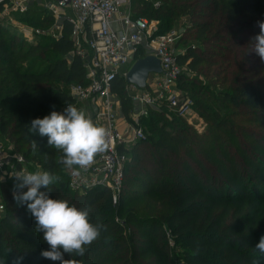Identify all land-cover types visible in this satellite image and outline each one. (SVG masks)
Here are the masks:
<instances>
[{"label":"trees","instance_id":"16d2710c","mask_svg":"<svg viewBox=\"0 0 264 264\" xmlns=\"http://www.w3.org/2000/svg\"><path fill=\"white\" fill-rule=\"evenodd\" d=\"M6 2L0 4V13ZM135 2L138 7L131 10L133 17L157 22L156 35L169 33L164 20L189 19L183 38L191 44L177 54V62L187 73L210 80L208 87L215 95L205 92L201 82H186L178 88L210 126L218 148L209 152L198 145L193 149L192 137L177 126L175 131L157 130L156 123L150 122L160 118L162 111L150 110L140 125L148 118L146 126L154 137L147 135L135 144H149L159 169L151 172L139 163L127 162L118 203H105V210L96 207L110 199L105 191L95 189L84 195L69 191L62 153L28 127L32 119L52 110L63 111L67 103L75 106L68 88L86 85V72L73 55L66 23L56 40L15 43L17 47H10V37L0 25V139L12 141L16 149L25 147L20 154L59 177L50 186L52 198L96 210L92 223L102 226L99 237L85 246L83 256L65 253V260L176 264L167 248L166 227L189 264H264V254L255 250L264 236V126L260 131L237 127L209 106L217 103L264 125V61L251 52L250 42L259 34L257 22L264 20V0H160L157 8L148 0ZM33 13L39 18L35 22L30 17L34 27L52 26L53 17L45 15L46 11L27 9L23 15ZM125 88L121 79L111 85L120 100L121 114L129 121L134 106ZM135 151L134 145L128 158ZM0 188L5 206L0 248L12 245L7 254L0 252V264H59L40 256L49 247L42 233L35 232L26 207L12 199L10 187Z\"/></svg>","mask_w":264,"mask_h":264},{"label":"built area","instance_id":"2783aa9c","mask_svg":"<svg viewBox=\"0 0 264 264\" xmlns=\"http://www.w3.org/2000/svg\"><path fill=\"white\" fill-rule=\"evenodd\" d=\"M16 0L19 13L27 10L29 2ZM150 1V0H148ZM53 16L69 13L64 21L70 27L73 55L77 56L86 72V85H72L69 95L78 103L94 108L95 119L107 130L106 148L94 157L79 174L69 172L66 184L69 191L84 195L91 190H103L117 205L123 186L128 152L135 143L144 140L141 119L150 110L163 107L185 114L192 102L179 97L177 85L182 68L177 62V35L174 32L156 35V22L134 18L131 0H50ZM154 8L158 3L153 4ZM152 56L160 62L161 73L151 74L147 86L138 90L126 85V92L134 106L126 121L121 114L119 98L112 93L111 85L121 79L140 58ZM25 159L12 152L0 153V186L10 187L13 199L14 182L10 175L23 174ZM26 190V189H24ZM5 206L0 200V219Z\"/></svg>","mask_w":264,"mask_h":264},{"label":"clouds","instance_id":"9594fccd","mask_svg":"<svg viewBox=\"0 0 264 264\" xmlns=\"http://www.w3.org/2000/svg\"><path fill=\"white\" fill-rule=\"evenodd\" d=\"M257 26L260 31L250 41L251 52L264 61V20L258 21ZM28 127L34 135L46 137L47 146L62 153L61 162L72 169L74 175L79 174L80 168L91 165L95 155L106 148V128L94 124L84 111L71 103H67L63 111L52 110L43 118L32 119ZM33 144L36 145L34 140ZM10 176L18 181L13 186V200L26 207L34 220L35 232L42 233L43 241L49 246L40 252V256L59 264H76L72 259L65 260L64 254L75 252L83 256L85 246L100 235L102 226L90 221V208L52 198L50 186L55 185L59 177L47 170ZM255 250L264 254V236L255 245Z\"/></svg>","mask_w":264,"mask_h":264},{"label":"rangeland","instance_id":"374dc122","mask_svg":"<svg viewBox=\"0 0 264 264\" xmlns=\"http://www.w3.org/2000/svg\"><path fill=\"white\" fill-rule=\"evenodd\" d=\"M15 1L16 0H8L6 2V5L3 6L2 12L0 13V25L2 27H5V32H7L8 37H10V47L14 46H22L24 43L25 45H30L31 43H34L35 41H43V39L47 40H56L60 35H61V27L60 25L56 24V21L54 18H52L53 23L50 28H36L34 27L35 25L30 24V17L33 18V20L36 22V19L38 21V15L29 14V15H23V13H19L15 7ZM137 0H131V10L134 8H137L138 4L135 2ZM160 0H150V2L153 3H159ZM45 3L50 6V1L45 0ZM51 11L52 8L48 10V12L45 15H50L51 16ZM162 23H166L167 28L166 31L169 33L174 32L177 35L178 41L176 44V51L177 54L183 53L185 50V46L191 44V41L186 40L183 38V34L185 33L187 27L189 26V19L186 17H180L176 18L173 20H164ZM157 25V22L155 23ZM12 43V44H11ZM16 43V45H15ZM25 50V49H24ZM264 64V63H263ZM182 68V77L179 80L178 85H183L186 82L187 83H194L197 85L198 83H202L201 86H203L202 89L206 90L205 92H208L209 94L212 93L215 95L214 90L210 91V88L208 87V83L210 80H206V78L202 75L197 76V75H191L186 72V69ZM177 85V93H179V97H186L181 90L178 88L179 86ZM127 95L131 94L127 90ZM129 96V95H128ZM208 99V98H206ZM205 103H209L208 100H205ZM193 105V104H192ZM190 106L188 111L183 114V115H178L174 110H171L167 107H163L161 109L162 116L158 118L155 122L154 121H148L147 119L142 120V124L140 125L141 129H143L144 133V139L147 137V135H151L154 137V133L149 134L148 129H147V124L150 123H156V129L159 130H164L167 132L170 131H175L174 126H177V128H180L184 131V133H188L190 137H192V140L194 142L193 149H197L198 145L201 147L203 150L207 151H213L218 148V145L214 144L212 141V130L210 129V126L205 122V120L198 115L196 112L194 106ZM213 108L214 111H217L225 120L232 122L235 126L237 127H243V128H248L251 131H260L263 125V122H258L255 124L253 123V120H250L249 117L246 115H242L241 113H233L231 112L228 108H224L222 106H218V104H209V106ZM78 109L84 111L88 117L91 118L94 124L99 125V122L95 119V111L94 108L90 106H86L85 104L78 103L75 105ZM64 107H61L63 109ZM176 128V129H177ZM241 141H244L241 139ZM227 143V140H225ZM245 142V141H244ZM135 145V153L133 157L129 156L128 159V164L130 165H135L136 163H139V167L144 168V169H150L149 171L153 172L156 170L157 167V160H155V157H153V152L152 148L149 146L148 143L146 142H141ZM16 145L12 141H8L5 139H0V153H16L20 156H22L25 159V164L22 167V170L24 171H37V170H42L40 166H38L36 163L32 162L28 157H24V155L20 154V152H25L26 148H21V149H16ZM132 153V151H131ZM130 153V154H131ZM64 170L63 173H65V179L67 177V174L72 171V169L67 168L64 165ZM159 169V168H158ZM128 174V172H127ZM16 183V182H14ZM13 183V185H14ZM6 188V186H4ZM0 193H1V188H0ZM1 196V194H0ZM110 197V196H108ZM68 199V197H67ZM1 200V198H0ZM106 204H111L112 199H104L101 203H99L96 207L103 209L104 205ZM97 208V209H98ZM99 209V210H101ZM106 207H104V210ZM111 209V207H110ZM98 210V211H99ZM96 217V210H93L90 212V221ZM28 219H32L34 222L33 218L31 217L30 213L28 215ZM119 220L117 219V222ZM164 235L165 239L167 242V248L170 253V257L173 258L176 261V264H189L183 256H181V252L184 251L183 249L176 248L173 242V238L171 234L168 232L167 228L164 227ZM11 236V235H10ZM12 247V245H4L0 248L1 254L5 255L7 254L8 250Z\"/></svg>","mask_w":264,"mask_h":264},{"label":"water","instance_id":"95a60500","mask_svg":"<svg viewBox=\"0 0 264 264\" xmlns=\"http://www.w3.org/2000/svg\"><path fill=\"white\" fill-rule=\"evenodd\" d=\"M2 2L3 0L0 1V4ZM160 73V62L152 56H147L135 61L125 75V83L126 85L133 86L138 90H143L147 86L148 76Z\"/></svg>","mask_w":264,"mask_h":264},{"label":"crops","instance_id":"0c3cea01","mask_svg":"<svg viewBox=\"0 0 264 264\" xmlns=\"http://www.w3.org/2000/svg\"><path fill=\"white\" fill-rule=\"evenodd\" d=\"M26 7H27V9H31V11H34L35 13L36 12L37 13H42L44 11L48 12V10L51 8V6H49V5H47L45 3V0H37V1L29 2L26 5ZM52 12H53V10L51 11V16L56 21V24L60 25L61 32H62V27H63V25L65 23L64 16H69V13H60V14L58 13V16L56 17V16H53Z\"/></svg>","mask_w":264,"mask_h":264}]
</instances>
